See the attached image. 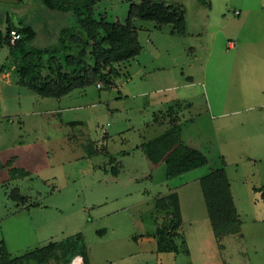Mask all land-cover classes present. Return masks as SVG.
Wrapping results in <instances>:
<instances>
[{
  "label": "rangeland",
  "instance_id": "374dc122",
  "mask_svg": "<svg viewBox=\"0 0 264 264\" xmlns=\"http://www.w3.org/2000/svg\"><path fill=\"white\" fill-rule=\"evenodd\" d=\"M140 1L100 0L95 15L124 23ZM164 1L184 10L186 31L172 33L171 24L135 19L140 52L115 65L119 76L111 85L98 80L60 98L21 93L3 105L23 114L13 117V123L0 118V256L3 248L5 261L49 244L78 242L88 264H159L155 255H138L136 242L165 227L156 197L176 192L185 224L201 220L208 213L199 179L223 168L243 226L246 264H264V152L246 159L248 149L227 142L232 133H221L223 141H218L219 125L207 109H214L217 93L225 99L229 92L226 81L216 86L210 71L219 73L230 64V44L264 46V0ZM40 6L38 0H0V33L6 35L9 21L19 28L24 19L37 32L28 45L54 43L68 18ZM234 10H241V17ZM14 60L9 47L0 45V67ZM15 70L11 80L16 82ZM229 84L238 86L236 80ZM22 89L29 91L20 85ZM176 99L181 107H175ZM228 102L224 104H235ZM162 114L178 121L183 141L201 146L207 164L167 179L164 164L156 163L170 137ZM147 146L155 154L154 165L145 158ZM73 251L61 247L50 264H71L66 257L72 258ZM173 254L172 264L191 263L187 252Z\"/></svg>",
  "mask_w": 264,
  "mask_h": 264
},
{
  "label": "trees",
  "instance_id": "16d2710c",
  "mask_svg": "<svg viewBox=\"0 0 264 264\" xmlns=\"http://www.w3.org/2000/svg\"><path fill=\"white\" fill-rule=\"evenodd\" d=\"M99 1L38 0L39 5L41 4L40 9L57 12L68 18L67 23H62L58 28L56 37L52 39L54 43L43 47L28 45L37 34L34 25L20 19L21 27L17 28L12 22H8L6 35L0 33V45H7L9 54L15 56L20 85L45 98H60L76 88H85L98 80L109 86L112 79L119 76L115 65L135 57L140 52L141 47L133 26L135 19L150 20L159 25L171 24L172 33L185 32L184 10L179 6L167 4L164 0H141L138 5L131 6L124 23L110 22L105 14L95 15ZM12 30L18 32L21 37L10 44L8 35ZM46 30L50 37L51 29L47 27ZM205 164L207 157L204 154L179 144L166 155V177L170 179ZM199 182L208 218L220 245L225 235L238 232L241 223L231 195L230 184L223 168L208 172L199 179ZM155 204L158 209L171 211L169 222L164 228L157 230L158 250L177 252L184 246L183 241L180 240L179 243L176 241L181 231L177 196L171 193L157 199ZM66 245L49 244L36 251V255L29 253L11 261H5L8 255L1 248L0 262L24 264L34 260L38 264H43L56 260L61 247H71L75 254L72 258L67 256L66 263L79 255L83 259L82 264H88L84 246L78 242L72 243L71 246Z\"/></svg>",
  "mask_w": 264,
  "mask_h": 264
},
{
  "label": "crops",
  "instance_id": "0c3cea01",
  "mask_svg": "<svg viewBox=\"0 0 264 264\" xmlns=\"http://www.w3.org/2000/svg\"><path fill=\"white\" fill-rule=\"evenodd\" d=\"M244 9H246L244 12H247V8ZM262 13H264L263 9L261 10V14ZM261 14L258 11V16ZM233 15L241 17L242 11L234 10ZM233 46L232 44L229 46V50H234L232 54L226 55L230 60V64L227 67L224 65L225 68H223V71L220 70L219 73H216V68L211 70L210 78H217L216 86L218 88L219 81L220 83L226 81V90L227 92L229 90V92L225 99L229 102L234 101L235 104L225 105V99H223L224 97L220 94V91L217 93V99L214 100V109L211 111L209 105L207 109L210 119H212L213 122H217L219 125L217 129L218 141H223L221 133H232L234 136L230 137L229 135L227 142L234 141L235 143L241 144V147L250 151L245 158L254 159L256 152H264V46L241 45L239 48ZM225 53H228V51ZM234 66L238 70L236 75L233 69ZM15 69L16 63L14 62L13 65H3L0 67V118H7L8 123H13L14 120L12 118L21 114L9 112L7 109H4L3 105L9 104V101L17 100L21 93L26 95L30 94L32 96L35 94L30 89H28L29 91H23L25 89H22V91L19 90L20 84L18 83V79L16 82L11 80V71L16 72ZM205 77L207 78V75H205ZM234 80L237 81V88L231 86V84L227 86L228 83ZM187 85L189 86L191 84ZM249 87L250 89H248ZM178 100L179 99H176L174 101L176 103L175 107L182 106L181 103L179 104ZM170 110H172V108H170ZM37 113L31 112L30 114L34 115ZM162 116L164 117V121L161 122L166 124L165 134L170 135V137L166 140V145L162 147L163 152L159 155V160L156 161L157 165L164 164L165 166L166 155L179 144L196 149L204 154L201 150V146L197 142L183 141L181 136L179 137V135H177L176 129L178 121L173 122L171 117L168 118L167 115L163 114ZM179 134L181 135V132H179ZM150 147L152 146L146 147L149 154H146L145 158L150 164L154 165L156 164L153 163L155 154L151 152ZM221 157H225V154ZM112 169L114 170L115 168L112 167ZM171 193L176 194V192L172 191L166 195L157 196L156 200L162 199ZM176 196L181 219V231H179V239L176 241L178 243L180 240L183 241L185 248H179V250H183L189 254L191 259L190 264H246L247 252L244 243V234H242V223H240L238 232L225 235L219 245L214 236L208 214L207 217L201 220H194L193 222L185 224L186 222L184 221L179 207L178 195L176 194ZM156 210L158 217L162 220L164 225L169 222L168 218L164 217L166 215L171 218V211L169 212L167 209H158L157 207ZM158 229L159 228H157V230ZM157 230L154 236H143L136 241L137 253L142 256L155 255L159 264H172L175 259L173 254L175 252L158 250ZM9 259L11 261L14 258ZM71 261V264L83 263V259L79 255H76ZM50 262L51 260L43 264H50Z\"/></svg>",
  "mask_w": 264,
  "mask_h": 264
},
{
  "label": "built area",
  "instance_id": "2783aa9c",
  "mask_svg": "<svg viewBox=\"0 0 264 264\" xmlns=\"http://www.w3.org/2000/svg\"><path fill=\"white\" fill-rule=\"evenodd\" d=\"M8 36H9L10 44L15 43L21 37L20 34L18 32H16V31H14V30L10 31ZM97 86L100 87L101 86L100 83H98Z\"/></svg>",
  "mask_w": 264,
  "mask_h": 264
}]
</instances>
